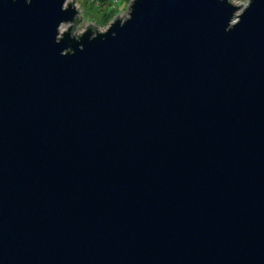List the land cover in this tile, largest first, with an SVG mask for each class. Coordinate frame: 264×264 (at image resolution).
I'll return each mask as SVG.
<instances>
[{
	"label": "water",
	"instance_id": "water-1",
	"mask_svg": "<svg viewBox=\"0 0 264 264\" xmlns=\"http://www.w3.org/2000/svg\"><path fill=\"white\" fill-rule=\"evenodd\" d=\"M72 2L0 0V264H264V0Z\"/></svg>",
	"mask_w": 264,
	"mask_h": 264
},
{
	"label": "rangeland",
	"instance_id": "rangeland-1",
	"mask_svg": "<svg viewBox=\"0 0 264 264\" xmlns=\"http://www.w3.org/2000/svg\"><path fill=\"white\" fill-rule=\"evenodd\" d=\"M71 0H67L70 2ZM131 0H109L111 2V6H96V0H73L72 5L76 8L78 14L77 19L80 22L77 23L72 31V35L76 36L85 30V27L91 25L95 27L96 31H103L108 25L113 22V19L117 16V18H121L120 20L126 18L127 16V6ZM248 0H230V2L236 6L244 7ZM102 15H108V19L104 21V18H100ZM124 14V16H123ZM67 28V25H61L59 33H62Z\"/></svg>",
	"mask_w": 264,
	"mask_h": 264
},
{
	"label": "trees",
	"instance_id": "trees-1",
	"mask_svg": "<svg viewBox=\"0 0 264 264\" xmlns=\"http://www.w3.org/2000/svg\"><path fill=\"white\" fill-rule=\"evenodd\" d=\"M117 0H114V2H116ZM95 5L98 7V6H103V5H106V6H111V2H109V0H96V2H95ZM106 17H108V15H102L101 14V16H100V18H104V21L106 20V19H108V18H106ZM77 21H78V19H77ZM107 21V20H106ZM75 26V25H74ZM74 28V27H73Z\"/></svg>",
	"mask_w": 264,
	"mask_h": 264
},
{
	"label": "bare ground",
	"instance_id": "bare-ground-1",
	"mask_svg": "<svg viewBox=\"0 0 264 264\" xmlns=\"http://www.w3.org/2000/svg\"><path fill=\"white\" fill-rule=\"evenodd\" d=\"M229 2H230V0H229ZM60 30V29H59Z\"/></svg>",
	"mask_w": 264,
	"mask_h": 264
}]
</instances>
